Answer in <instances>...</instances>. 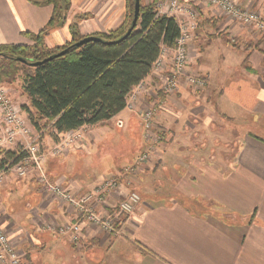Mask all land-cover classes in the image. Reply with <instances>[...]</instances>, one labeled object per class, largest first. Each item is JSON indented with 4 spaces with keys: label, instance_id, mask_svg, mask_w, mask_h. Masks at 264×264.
<instances>
[{
    "label": "crops",
    "instance_id": "crops-1",
    "mask_svg": "<svg viewBox=\"0 0 264 264\" xmlns=\"http://www.w3.org/2000/svg\"><path fill=\"white\" fill-rule=\"evenodd\" d=\"M41 1L0 0V46L34 43L30 34L53 13ZM180 1L199 12L188 70L203 75L207 85L194 91L182 82L166 95L159 89L162 75L144 79L160 97L164 137L157 154L126 174L145 141L140 118L125 108L83 126L79 142L45 162L48 179L77 195L115 175L120 189L105 208L133 190L141 196L137 210L123 219L120 234L82 224L81 238L73 242L41 229L73 220L72 209L43 190L36 172L8 174L0 185V225L23 253V264H264V35L201 0ZM71 2L64 22L45 37L49 48L117 29L127 16L126 0ZM237 2L264 13V0ZM7 88L22 109L29 105L19 82ZM153 97L145 95L139 104H152ZM63 137L45 135L42 150ZM17 149H4L0 162Z\"/></svg>",
    "mask_w": 264,
    "mask_h": 264
},
{
    "label": "trees",
    "instance_id": "trees-1",
    "mask_svg": "<svg viewBox=\"0 0 264 264\" xmlns=\"http://www.w3.org/2000/svg\"><path fill=\"white\" fill-rule=\"evenodd\" d=\"M40 3L53 6L50 21L39 33L30 34L33 44L0 46V84L19 82L29 102L23 109L33 128L44 129L57 141L69 131L103 123L125 109L129 94L151 74L162 48L175 47L180 34L175 17L158 15L154 3L141 4L136 27L114 42L132 24L135 0H126L124 23L96 34L102 41L77 47L75 43L84 38L77 35L62 46L49 48L45 37L64 22L72 2ZM65 49L69 50L64 55L33 65ZM15 152H9L7 159Z\"/></svg>",
    "mask_w": 264,
    "mask_h": 264
},
{
    "label": "built area",
    "instance_id": "built-area-1",
    "mask_svg": "<svg viewBox=\"0 0 264 264\" xmlns=\"http://www.w3.org/2000/svg\"><path fill=\"white\" fill-rule=\"evenodd\" d=\"M201 1L216 7L232 21L251 27L264 35L262 11L242 5L237 0ZM155 8L158 15L175 17L180 29L176 46L163 47L153 65L152 72L162 75L159 89L170 95L179 89L182 82L194 91L205 89L207 85L205 77L188 70L191 42L199 24L198 9L185 6L180 0H157ZM145 95L154 96L152 104H139ZM159 100L158 92L152 89L146 80L134 87L127 98L126 109L137 115L142 122L145 148L137 156L134 164L125 168L126 174L135 172L158 152L164 137V129L158 124ZM0 113L3 120L0 128V153L12 145L18 147L14 157L0 162V185L8 174L26 177L30 172H36L43 190L73 211V220L50 221L41 226V229L67 236L73 242L80 240L82 224L94 225L108 234H120L123 219L134 214L141 203L138 192L129 191L115 207L109 210L105 208L108 196L120 189V182L115 175L105 177L93 190L77 195L51 182L45 171L48 155L62 154L79 142L83 138L82 127L67 132L50 151H43L40 141L44 131L38 132L33 129L24 116L22 106L11 96L4 84H0ZM0 264H23V253L15 246L1 225Z\"/></svg>",
    "mask_w": 264,
    "mask_h": 264
},
{
    "label": "water",
    "instance_id": "water-1",
    "mask_svg": "<svg viewBox=\"0 0 264 264\" xmlns=\"http://www.w3.org/2000/svg\"><path fill=\"white\" fill-rule=\"evenodd\" d=\"M140 9H141V0H135L134 17H133V20H132V24L129 27V29L127 30L126 34L123 37H121L120 39H118V40H116L114 42H119V41L123 40L124 38H126L133 31V29L136 27V25L138 23V20H139ZM91 41H102V39L100 37H98V36H95V35L86 36V37L82 38L81 40L77 41L75 43V46L80 47V46H82V45H84V44H86L88 42H91ZM68 50L69 49L62 50L59 53H57V54H55L53 56H50V57H48V58H46V59H44L42 61L34 62L33 65L38 66V65H41V64H43L44 62H46L48 60H51L54 57L62 56L65 53H67Z\"/></svg>",
    "mask_w": 264,
    "mask_h": 264
},
{
    "label": "rangeland",
    "instance_id": "rangeland-1",
    "mask_svg": "<svg viewBox=\"0 0 264 264\" xmlns=\"http://www.w3.org/2000/svg\"><path fill=\"white\" fill-rule=\"evenodd\" d=\"M4 85L7 86V84H4ZM26 117H27V116H26ZM27 119H29V118L27 117ZM29 121H30V119H29ZM30 124H31V122H30ZM31 126H32V124H31ZM32 127H33V126H32ZM33 129H34V128H33ZM34 130H35V129H34ZM35 131H36V130H35ZM43 131H44V129H43ZM38 132H39V131H38ZM45 135H47V134L43 132L42 137H44ZM227 138L230 139L229 132H228V136H227ZM40 142H41V141H40ZM147 163H148V162H147ZM147 163H144L143 165H146ZM143 165H142V166H143Z\"/></svg>",
    "mask_w": 264,
    "mask_h": 264
}]
</instances>
